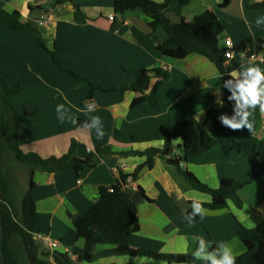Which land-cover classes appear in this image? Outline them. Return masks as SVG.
Returning a JSON list of instances; mask_svg holds the SVG:
<instances>
[{"label": "crops", "instance_id": "crops-1", "mask_svg": "<svg viewBox=\"0 0 264 264\" xmlns=\"http://www.w3.org/2000/svg\"><path fill=\"white\" fill-rule=\"evenodd\" d=\"M223 1L193 0L181 10L180 17L176 14L178 3L175 2L165 11V16L173 24L217 21L223 31L221 46L226 39H231L236 48H250V42L259 39L262 43L259 54L264 56V23L256 24L258 18H264V10L253 8L264 0H230L225 8H219ZM74 5L80 6L88 17L86 24L76 23ZM0 7L8 13L18 12L24 23L33 22L46 46L33 34L0 23V76L13 74L11 84L20 85L19 95L11 98L10 103L20 113H34L31 124L19 131L22 150L46 159L68 153L75 141L80 156L87 158L94 154L92 140L97 138L104 140V145L110 146L114 153L79 176L72 164H67L57 175L34 173L37 234L59 243V248L52 250L39 242L50 254L48 261L53 263V254L61 253L69 254L79 264L73 251L82 250L85 241L75 240L72 217L87 213L98 200L100 188L117 185L120 170L126 175H136L124 188L138 209V221L132 226L129 239L132 248L164 255L193 254L199 244L193 237L199 236L211 243L207 253L224 242L233 249L235 257L245 254L239 229H253L264 223V163L260 158H246L242 152L225 153L216 148L184 162L185 170L212 189H217L223 179L248 183L241 192L244 203L241 209L231 202L221 210L202 206L203 218L197 216L189 223L187 215L192 212L193 200L210 204L212 198L193 190L176 167L160 159L148 169L143 168L145 157L119 156L129 151L162 149L163 143L121 144L114 140V133L117 131L126 137L148 134L194 118L204 123L212 136L213 125L206 120V114L210 109L221 108L224 100L232 95L224 83L239 78V73L249 66L264 70V64L247 60L233 76L222 73L204 56L191 55L184 60L163 57L158 47L168 39L167 32L163 28L152 32L149 18L144 14H116L114 0H74L61 5H56V0H0ZM110 16H114V21H110ZM117 23L121 27L114 32ZM50 52L66 70L106 89L134 86L136 78L126 71H163L168 67L169 79H152L145 94L97 90L91 93L88 83L63 72ZM154 92L158 95L159 108L146 100L135 105V101ZM58 105H62L59 111ZM94 116L100 118L101 124L85 127L92 123ZM249 120L253 126L246 130L252 133L255 142H264V113L258 106ZM97 128H101L103 136L98 137ZM109 248L96 246L91 254L97 255ZM95 264L167 263L120 256Z\"/></svg>", "mask_w": 264, "mask_h": 264}, {"label": "trees", "instance_id": "trees-1", "mask_svg": "<svg viewBox=\"0 0 264 264\" xmlns=\"http://www.w3.org/2000/svg\"><path fill=\"white\" fill-rule=\"evenodd\" d=\"M193 0H164L156 3L152 0H114L116 14L141 13L149 18V28L152 32L163 28L168 39L159 45L158 50L163 57L184 60L191 55H200L213 62L224 74L233 73L242 65L239 54L244 47H237L236 58L228 62L226 58L225 44L221 46L222 27L219 22L212 21L206 24H173L166 16L165 11L175 2L178 3L177 16H181V10ZM66 2L74 3V0H56V5ZM230 0H224L219 8H225ZM75 20L79 25L87 23L88 17L80 6L74 5ZM253 8L264 10V2ZM0 23L11 29L25 30L35 36L38 42L46 48L38 35L37 26L33 22H22L18 12L8 13L0 7ZM121 27L117 23L113 31ZM262 43L259 39L250 42V54H259ZM54 62L63 72L74 75L78 80L87 82L90 92L101 91L105 93L132 91L145 94L154 78L169 79V75L162 70L139 72L126 71L136 78L132 87L106 89L92 83L89 79L80 77L73 71L66 70L50 52ZM14 75L0 76V264H75L69 254L54 253V262L48 261L50 254L44 250L35 240L37 234V207L34 198L35 183L33 175L36 171L49 174H59L67 164H72L76 173L91 170L97 164L109 156L114 155L112 148L104 145V140L94 138L92 145L94 154L82 158L77 151L76 142L73 141L68 153L62 156L42 158L35 153H26L19 143V131L23 126L30 125V118L34 113L15 110L10 99L19 95L20 85H12ZM149 101L155 108L160 107L157 93L144 96L135 101V105L141 101ZM235 101L228 97L219 109H210L206 114V120L213 125L214 135L205 130V124L194 118L183 121L171 127L163 128L157 132L140 134L135 136H123L119 132L114 133V140L121 144L139 145L149 143H163L162 149L150 148L145 152L129 151L119 154L123 158H146L143 168L152 169L156 159L162 160L169 166L176 167L179 174L190 184L193 190L207 194L212 198L210 204H202L211 210H221L228 207L229 202L238 209L244 205L241 192L248 185L233 179H223L217 189H212L200 182L197 177L183 168V163L191 158H199L208 152L220 148L225 153L242 152L246 158H260L264 163V142H255L252 133L242 128L232 130L223 126L219 117L226 115L231 119L235 113L233 107ZM247 110V109H246ZM237 121L239 117L237 116ZM23 165L29 170V185L26 193L18 204L15 194V168ZM129 178L136 175H126L120 170V182L111 188H100L99 198L93 203L83 216L73 218L75 240H84L85 247L82 250L74 249L73 254L78 256L79 264H95L97 261L120 256H130L148 259H158L167 264H210L209 261L196 259L192 253L180 255H164L154 252L134 249L130 245L132 226L138 221V209L134 200L124 188ZM238 236L246 247V253L235 257V264H264V223L260 226L248 229L241 227ZM96 246L110 247L97 255L91 252ZM217 258L220 251L213 247L210 250Z\"/></svg>", "mask_w": 264, "mask_h": 264}, {"label": "clouds", "instance_id": "clouds-1", "mask_svg": "<svg viewBox=\"0 0 264 264\" xmlns=\"http://www.w3.org/2000/svg\"><path fill=\"white\" fill-rule=\"evenodd\" d=\"M264 23V18H258L256 24L260 25ZM233 76L236 73H232ZM234 83V86H232ZM228 87L232 95L228 97L230 101H235L233 112L235 115L229 119L226 115H221L219 121L223 126H226L232 130H239L242 128L251 129L252 123L249 117L252 115V111L259 107V111L264 113V70L257 66H249L245 70L239 73V78L229 79L223 85ZM62 105L57 106V111L60 110ZM247 109V110H246ZM91 110V108L89 109ZM239 117L237 121L236 117ZM101 124V120L98 116L92 118L90 125H85L88 128H95ZM98 137L103 136L101 128H97ZM192 212L187 215L189 223H192L197 216L203 218L205 209L202 207L201 202L193 200L190 205ZM193 240H198L199 244L195 252L192 254L196 259L209 261L210 264H235V255L233 249L224 242L218 243V249L221 250L219 258L214 253H207V247H211V243L205 241L204 238L196 236Z\"/></svg>", "mask_w": 264, "mask_h": 264}, {"label": "built area", "instance_id": "built-area-1", "mask_svg": "<svg viewBox=\"0 0 264 264\" xmlns=\"http://www.w3.org/2000/svg\"><path fill=\"white\" fill-rule=\"evenodd\" d=\"M110 21H114V16H110ZM225 47H226V58L228 59V62L233 61L236 56V47L234 45V43L232 42L231 39H226L224 41ZM241 63L243 64L244 62H246L247 60H251V61H255L258 62L260 64H264V56L260 55V54H250V48L245 47L243 49H241L240 54H239ZM163 71L168 72L169 68L165 67L163 69ZM128 182H132V179L129 178ZM35 240L42 243L44 246L52 249V250H57L59 248V243L52 241L49 237L46 236H41L39 234L35 235ZM76 259V258H74Z\"/></svg>", "mask_w": 264, "mask_h": 264}, {"label": "rangeland", "instance_id": "rangeland-1", "mask_svg": "<svg viewBox=\"0 0 264 264\" xmlns=\"http://www.w3.org/2000/svg\"><path fill=\"white\" fill-rule=\"evenodd\" d=\"M15 194L17 197L18 204H20V200L23 195L26 193L28 189V178H29V170L25 168L23 165H17L15 168Z\"/></svg>", "mask_w": 264, "mask_h": 264}]
</instances>
